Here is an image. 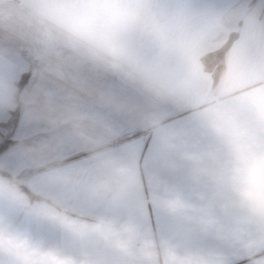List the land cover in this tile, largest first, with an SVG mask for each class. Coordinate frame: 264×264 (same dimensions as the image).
<instances>
[{
  "label": "crops",
  "instance_id": "obj_1",
  "mask_svg": "<svg viewBox=\"0 0 264 264\" xmlns=\"http://www.w3.org/2000/svg\"><path fill=\"white\" fill-rule=\"evenodd\" d=\"M3 7L48 19L59 28L62 44L48 62L39 50L31 70L24 63L29 64L27 53L14 44L31 46L23 35L38 18L29 12L30 21L21 13L11 26L0 20V143L15 106L37 105L36 113L24 107L11 143L0 153V170L11 176L0 173V180L26 186L38 196L31 199L20 187L31 200L47 198L84 218L131 216L142 229L178 243L182 252L210 253L213 264H252L194 221L167 213L147 188L128 189L99 153L109 151L142 172H158L186 201L215 205L212 214L227 224L246 215V202L226 169L208 158L201 165L183 160L163 145L145 117L183 132L198 150L224 164L237 154L251 163L253 153H264V0H0ZM232 34L225 68L214 83L203 56L225 46ZM77 36L102 47L82 64L76 63ZM111 47L125 57L114 71L108 56L99 57L101 50L110 55ZM25 74L30 76L17 98L15 87ZM33 86L36 97L30 100L25 93ZM31 118L37 132L25 129ZM235 133L243 134L251 152H237ZM259 174L264 180V165ZM100 185L93 195L91 189ZM222 203L229 205V216L219 210ZM0 215L45 246L87 258L89 264H139L94 239L76 238L10 200L0 198ZM248 227L264 233V215ZM0 264L11 261L0 257Z\"/></svg>",
  "mask_w": 264,
  "mask_h": 264
},
{
  "label": "clouds",
  "instance_id": "obj_2",
  "mask_svg": "<svg viewBox=\"0 0 264 264\" xmlns=\"http://www.w3.org/2000/svg\"><path fill=\"white\" fill-rule=\"evenodd\" d=\"M160 134L165 147L174 150L183 160L201 165L206 158L214 160L228 172V179L239 197L246 202L247 214L227 224L212 214L215 205L205 202L192 204L182 193L156 171L142 172L135 162L126 160L109 151L99 153L104 164L112 169L119 181L132 190L147 188L153 201L167 213L194 221L201 231L227 245L251 260L252 264H264V233H254L248 227L254 217L264 215V180L259 168L264 165V153H253L251 163L237 154L228 164L221 163L213 154L198 150L179 130L165 129L154 117H145ZM242 133L233 135L238 153L252 151V146L243 142ZM97 146L100 141L94 142ZM102 185L91 189L93 195L102 190ZM198 199L205 201L202 193ZM0 198L10 200L28 212L54 223L79 239H94L104 247L114 250L139 264H213L211 254L205 251L180 250V245L171 239L158 236L151 230L142 229L131 216L84 218L47 198L31 200L14 182L0 180ZM224 216L231 214L228 204H219ZM0 257L11 264H89L59 247L45 246L33 239L26 229L19 228L12 220L0 215Z\"/></svg>",
  "mask_w": 264,
  "mask_h": 264
},
{
  "label": "rangeland",
  "instance_id": "obj_3",
  "mask_svg": "<svg viewBox=\"0 0 264 264\" xmlns=\"http://www.w3.org/2000/svg\"><path fill=\"white\" fill-rule=\"evenodd\" d=\"M19 11H20V13H19ZM29 12L31 15H34L36 18H38L37 24L34 23V21H33L29 25L30 29L28 30V32L24 33L25 35H23V36H26V38H28L29 41L31 39V42H32L31 46H29L30 44L27 46H23L18 41L14 44V46L17 47L18 49L22 50V51H25V53H27L26 57H27V61L29 62V64H27L26 60H25L24 61L25 66L27 65L29 67V69L33 70V68L37 67V65H38V56L37 55H38V53H40L39 50H43L42 52L45 55L44 59L46 62L51 61L53 59L54 51L59 49V47L62 44L61 43L62 41H61V39L58 38L59 37V34H58L59 28L57 26H55L54 24L48 22L49 21L48 19H45L43 17H39L38 14H34V12L32 10L31 11L26 10V9L16 10V9L3 7V8H0V20H5V22H6L4 24L5 26H11L12 23H10V22L14 21L16 19V15L20 17V15L22 13V18L23 17L26 18V17H30L28 15ZM31 19L32 18L30 17L29 20L31 21ZM14 37H16V35H14ZM23 41H26V40H23ZM75 41L76 42H74V44H76V47H77L76 63H78V64L85 63L86 59L88 58V56L92 52H93V54L96 55L97 53H95V52H97L98 49L102 48V47L97 46L96 42H93L91 40L86 41L85 38H82L80 36H77V39ZM98 42H101V41H98ZM32 45H33V47H32ZM110 49H111L110 55H108L107 51L101 50V51H99V54H100L99 57L108 56L110 59L109 61H110L111 71H114L115 68H118V66H120V64L124 63L125 57L118 55V52H121V49L120 50L119 49L113 50L112 47ZM51 57H52V59H51ZM37 77L38 76L36 74L35 84H36ZM22 91L23 90L20 89L19 86H18V88L15 87V96L17 98H21L20 96H21ZM25 96H28V98L30 100H33V98L36 97V86L30 87L27 90V92L25 93ZM17 107L21 108V114H22V110L24 109V107H28L29 111L31 113H36L37 105L36 104H31V105L30 104L29 105L19 104V105L15 106L14 111L17 109ZM12 116H13V113H12ZM12 116L8 122V125H7L8 126L7 128L9 131L5 134L6 136L11 134L10 139H12L15 128H17V126L19 125L18 123L20 122V118H21V115H20L18 123H17L18 125H16V127L12 131L11 126H10ZM26 124H27V127L25 129H27V132H37V121H36V119H33V118L28 119Z\"/></svg>",
  "mask_w": 264,
  "mask_h": 264
},
{
  "label": "trees",
  "instance_id": "obj_4",
  "mask_svg": "<svg viewBox=\"0 0 264 264\" xmlns=\"http://www.w3.org/2000/svg\"><path fill=\"white\" fill-rule=\"evenodd\" d=\"M234 38H235V34H232L229 38V41L226 43L225 46H223L221 49L217 51L209 52L203 56L202 60H203L204 67L207 71H211L213 73L214 83L218 81L220 74L223 72L225 68V60H224L225 53ZM29 76L30 75L28 74L23 75L22 79L19 82L20 89H22L26 85L29 79ZM20 115H21V108L17 107V109L13 112L12 120L10 123L12 131L14 130V128L16 127L18 123ZM10 137H11V134L5 136L3 141L0 143V153L3 152L8 147V145L11 143L12 140L10 139ZM0 173L11 178L9 173L5 171L0 170ZM20 187L23 191H25L31 197V199L38 198V196L32 193L26 186L20 185Z\"/></svg>",
  "mask_w": 264,
  "mask_h": 264
}]
</instances>
